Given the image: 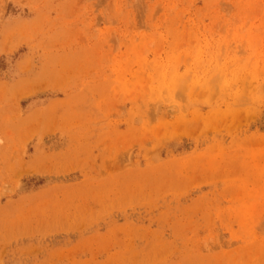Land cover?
Here are the masks:
<instances>
[{"label": "rangeland", "instance_id": "1", "mask_svg": "<svg viewBox=\"0 0 264 264\" xmlns=\"http://www.w3.org/2000/svg\"><path fill=\"white\" fill-rule=\"evenodd\" d=\"M0 264H264V0H0Z\"/></svg>", "mask_w": 264, "mask_h": 264}]
</instances>
